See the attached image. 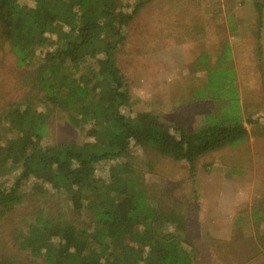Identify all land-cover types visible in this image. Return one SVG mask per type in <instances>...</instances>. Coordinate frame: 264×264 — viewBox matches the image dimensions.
I'll use <instances>...</instances> for the list:
<instances>
[{
  "label": "trees",
  "instance_id": "16d2710c",
  "mask_svg": "<svg viewBox=\"0 0 264 264\" xmlns=\"http://www.w3.org/2000/svg\"><path fill=\"white\" fill-rule=\"evenodd\" d=\"M149 1L0 0V37L18 66L35 60L32 86L51 106L39 111L27 99L5 110L4 128L12 136L0 141V220L21 202L26 182L34 194L51 189L67 197L72 210H88L94 224L88 230L38 218L20 229L19 251L41 264H194L183 215L147 201L132 175L129 150L152 148L183 161L194 175L201 157L249 135L245 123L251 121L242 116L229 68L207 70L206 86L198 91L218 99L220 110L195 128L170 126L146 110L132 114L130 87L116 55L127 27ZM255 7L258 37L262 5ZM53 109L84 127L83 142L42 144ZM258 214L264 223V201L253 208L256 220Z\"/></svg>",
  "mask_w": 264,
  "mask_h": 264
},
{
  "label": "rangeland",
  "instance_id": "374dc122",
  "mask_svg": "<svg viewBox=\"0 0 264 264\" xmlns=\"http://www.w3.org/2000/svg\"><path fill=\"white\" fill-rule=\"evenodd\" d=\"M256 2L262 5L259 39ZM116 58L130 87L132 114L150 111L187 129L220 110L218 99L198 91L206 86L207 70H232L242 116L251 121L245 123L247 139L201 157L194 175L183 161L149 147L133 146L128 160L147 201L183 215L194 264H263L264 223L253 208L264 201V0H150L127 27ZM35 65L18 66L0 37V141L12 136L4 128L8 107L29 99L39 111L51 108L32 86ZM68 118L50 110L42 144L83 142L84 127ZM20 192L21 202L0 220V259L42 263L19 251L16 238L38 218L94 228L88 210L76 213L67 197L51 189L34 194L25 182Z\"/></svg>",
  "mask_w": 264,
  "mask_h": 264
}]
</instances>
